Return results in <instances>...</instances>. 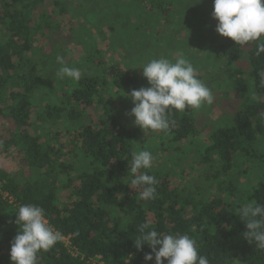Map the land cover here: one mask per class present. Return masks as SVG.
Here are the masks:
<instances>
[{
    "label": "trees",
    "instance_id": "1",
    "mask_svg": "<svg viewBox=\"0 0 264 264\" xmlns=\"http://www.w3.org/2000/svg\"><path fill=\"white\" fill-rule=\"evenodd\" d=\"M114 1L122 19L108 25L110 34L134 22L137 34L168 38L172 48L194 26L207 34L216 44L207 54L220 67L215 79L199 78L220 95L174 112L171 131L146 135L122 110L132 89L148 85L136 64L94 48L73 65L82 69L78 82L59 81L44 66L63 54L73 14L106 11L105 0H0V158L15 149L19 159L16 172L0 167V264H12L22 204L42 207L69 242L40 253L39 264H145L150 249L137 250L134 239L146 219L158 232L189 234L211 264H264L236 215L250 199L264 204V54L215 31L213 0H199L202 8L192 0ZM111 49L124 55L120 40ZM138 149L155 156L142 170L159 181L154 200L130 187Z\"/></svg>",
    "mask_w": 264,
    "mask_h": 264
},
{
    "label": "clouds",
    "instance_id": "2",
    "mask_svg": "<svg viewBox=\"0 0 264 264\" xmlns=\"http://www.w3.org/2000/svg\"><path fill=\"white\" fill-rule=\"evenodd\" d=\"M212 18L217 21L215 31L234 41L241 48L254 49V55L264 54V0H213ZM174 59L159 56L140 62L142 75L149 87L132 89L127 95L134 105L126 115L134 117V125L146 135L167 133L175 126L174 112L198 110L211 105L213 90L198 76V69L183 51L173 53ZM54 76L59 81L78 82L82 69L70 66L63 55H57ZM125 95V93H124ZM154 154L150 150L138 149L131 154L130 187L141 189L140 196L154 200L159 181L147 170L153 167ZM236 215L243 221L246 230L243 237L264 251V204L256 199L242 203ZM15 223L19 231L11 242L12 264H39V254L48 252L64 239L61 231L54 228L46 218L42 207L34 204L18 206ZM134 246L141 250L147 245L145 264H211L210 258L202 254L197 242L187 233L158 232L152 221L146 219L136 229Z\"/></svg>",
    "mask_w": 264,
    "mask_h": 264
},
{
    "label": "rangeland",
    "instance_id": "3",
    "mask_svg": "<svg viewBox=\"0 0 264 264\" xmlns=\"http://www.w3.org/2000/svg\"><path fill=\"white\" fill-rule=\"evenodd\" d=\"M105 1L108 4V8L105 9L106 11H101L96 15L92 14L88 16L87 14L83 13L86 17H84L82 13H79L78 16L76 14H73V16L70 18V27H65L64 34L66 35V47L65 49H63L62 55L65 57L66 62L70 66H73L75 65V63L77 64L80 61H84V59L88 56L89 53H91L94 48H98L103 51L104 54L107 55V58L112 57L114 60L124 63L126 61H129L130 63L136 64L137 66H139L140 62L142 61L146 62L147 60L159 56H165L174 59L175 56L173 55V53L183 51L185 55L192 61L194 66L198 69L199 77L210 76L214 79L216 78L217 74L215 73L214 69H218V67L220 66H214L212 64L214 61L207 54V50L210 51L211 49H215L216 44L211 38L208 39L207 34L206 36H204V32H200L196 26H194L191 30L186 31L187 33H185V31L182 32L183 39L181 37H176L178 39L174 40L175 45L173 46V48L167 45V41L169 40L168 38L157 39L155 37L154 39H149L142 36L141 32L137 34L136 28H134L133 31L134 22L125 24L123 26V29L120 31L121 34L120 32H118L117 34H110V27H108V25H114L115 27H117L120 24L119 19H122V16L115 13L117 8L116 2L114 0ZM121 2L124 4L123 1ZM192 5H197L202 8V4L199 0H192ZM108 13L110 14L109 16ZM91 16L92 18H90ZM88 18L90 19V21ZM89 22H91L92 24L96 22L98 23L91 26L92 24H90ZM105 32L106 34H104ZM114 38L115 40L121 41L122 47L124 49V55H119V53L112 51L111 42L112 40H114ZM163 44H165L166 46H164ZM197 54H205L206 56H204V59L201 58L200 60L197 59L199 58V55L197 56ZM201 63L203 69L200 70L199 65H201ZM45 64V69H47L48 73L55 78L54 70L55 67H58V65H56L55 62L50 61L46 62ZM205 65H207L206 68ZM216 71L218 72V70ZM139 72L141 76H143L142 68H139ZM204 81L207 86L211 88V79L205 80L204 78ZM146 87H149V85H147ZM246 89L251 92L252 86H248L246 87ZM213 93L216 95H220L219 92L213 91ZM129 101L123 102L122 105V110L127 111L128 113L134 106L133 104H130ZM220 105V108L225 110L228 104L222 103ZM18 161V152L13 149L10 151V153L7 154V156L0 158V167L6 169L8 172H16L19 169Z\"/></svg>",
    "mask_w": 264,
    "mask_h": 264
},
{
    "label": "built area",
    "instance_id": "4",
    "mask_svg": "<svg viewBox=\"0 0 264 264\" xmlns=\"http://www.w3.org/2000/svg\"><path fill=\"white\" fill-rule=\"evenodd\" d=\"M64 240L67 241V239H65V238H64ZM101 264H103V263L101 262Z\"/></svg>",
    "mask_w": 264,
    "mask_h": 264
}]
</instances>
